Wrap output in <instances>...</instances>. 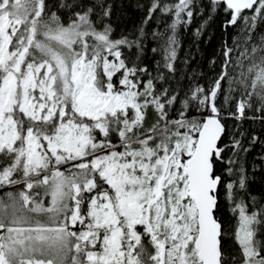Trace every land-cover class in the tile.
I'll return each mask as SVG.
<instances>
[{
	"label": "snow or ice",
	"instance_id": "snow-or-ice-1",
	"mask_svg": "<svg viewBox=\"0 0 264 264\" xmlns=\"http://www.w3.org/2000/svg\"><path fill=\"white\" fill-rule=\"evenodd\" d=\"M114 5L0 0V264H264V0ZM218 16L200 83L181 31Z\"/></svg>",
	"mask_w": 264,
	"mask_h": 264
},
{
	"label": "trees",
	"instance_id": "trees-1",
	"mask_svg": "<svg viewBox=\"0 0 264 264\" xmlns=\"http://www.w3.org/2000/svg\"><path fill=\"white\" fill-rule=\"evenodd\" d=\"M136 0H115V14L113 16V27L117 34L120 32H127L134 29L142 19V13L137 11L134 7ZM204 17H197L191 27L187 30L181 31V48L180 59H187L186 65L181 64L180 67L189 77H197L200 83H205L210 77L219 72V61L222 58L219 55L220 46L224 40L230 41V34L232 29H229V34L226 35L223 30V17L218 16L210 21L205 28L202 35L197 37L194 35L195 29L202 23ZM155 46V45H152ZM149 61L153 60V55L149 51L147 54ZM159 59V57H155ZM216 60L217 64L213 65L211 61ZM185 83H188L186 80ZM235 121H229V124H234ZM246 129L249 133L255 132L264 138V131L261 130L259 123H252L245 121L242 130ZM261 152V146L257 145L252 153L249 154V161H253ZM254 192L264 190V172H256L255 179L252 184Z\"/></svg>",
	"mask_w": 264,
	"mask_h": 264
}]
</instances>
